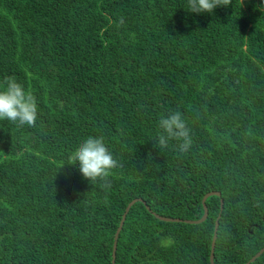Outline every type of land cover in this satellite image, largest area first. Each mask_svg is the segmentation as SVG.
Masks as SVG:
<instances>
[{
  "label": "trees",
  "instance_id": "trees-1",
  "mask_svg": "<svg viewBox=\"0 0 264 264\" xmlns=\"http://www.w3.org/2000/svg\"><path fill=\"white\" fill-rule=\"evenodd\" d=\"M232 0H0V80L35 97L34 127L0 121V264H245L264 247V12ZM179 111L192 147L156 146ZM100 136L111 187L69 154ZM165 222L157 216L198 220ZM221 201L223 209L220 212ZM171 239L164 246L161 241ZM250 264H264V253Z\"/></svg>",
  "mask_w": 264,
  "mask_h": 264
},
{
  "label": "clouds",
  "instance_id": "clouds-1",
  "mask_svg": "<svg viewBox=\"0 0 264 264\" xmlns=\"http://www.w3.org/2000/svg\"><path fill=\"white\" fill-rule=\"evenodd\" d=\"M243 0H241V4ZM232 0H187L188 12L194 14L212 13L218 7H228ZM260 12H264V0H260ZM38 118L36 97L27 91L15 76H5L0 80V121H9L17 126L34 127ZM160 132L156 136V146L163 149L168 147L169 141L179 142L176 149L183 154L192 147L190 130L186 126L179 111L161 115L158 120ZM68 164L78 165L81 176L89 182H100L99 187H111L110 177L113 170L119 168L120 162L114 157L100 136H87L69 154ZM171 239H164L161 244L168 246Z\"/></svg>",
  "mask_w": 264,
  "mask_h": 264
},
{
  "label": "water",
  "instance_id": "water-1",
  "mask_svg": "<svg viewBox=\"0 0 264 264\" xmlns=\"http://www.w3.org/2000/svg\"><path fill=\"white\" fill-rule=\"evenodd\" d=\"M211 196H220V193L218 192H210V193H207L203 199H202V203H203V208H204V213L202 215V217L198 220H179V219H171V218H164V217H160V216H157V218L159 220H162V221H165V222H184V223H188V224H200L202 223L203 221L206 220L207 216H208V210H207V207L206 205L204 204V202L206 201V199L208 197H211ZM136 202H143L141 199H134L132 200L125 208L124 210V213L122 214V217H121V221L118 225V228L115 232V235H114V241H113V254H112V264H115V253H116V247H117V240H118V237H119V234L122 230V227H123V224L125 222V219H126V216L130 210V208L136 203ZM223 209V205H222V201H221V207H220V212L222 211ZM220 218V214L216 220V223H215V229H214V235H213V238H212V243H211V252H210V258H209V261H210V264H214V248H215V242H216V238H217V229H218V220ZM264 253V247L262 249H260L247 263L245 264H250V263H253L256 259H258L262 254Z\"/></svg>",
  "mask_w": 264,
  "mask_h": 264
}]
</instances>
